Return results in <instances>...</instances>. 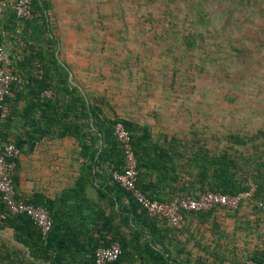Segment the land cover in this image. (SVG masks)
<instances>
[{
	"label": "trees",
	"instance_id": "trees-1",
	"mask_svg": "<svg viewBox=\"0 0 264 264\" xmlns=\"http://www.w3.org/2000/svg\"><path fill=\"white\" fill-rule=\"evenodd\" d=\"M3 1L6 7L0 19V44L7 54L10 71L21 80L19 85L10 86L11 94L4 98L0 108V139L3 144H12L19 151L10 175L13 185L25 142L21 138L14 141L8 139L6 133L12 120L6 105L13 100L11 97L15 100L23 98L29 88L28 94L37 105L51 107L55 99H46L42 94L48 90L52 97L59 95L63 98V135L73 139L79 150L78 155L82 160L79 177H103L112 185L113 199L110 205L107 202L110 215L106 217L103 210L98 211L97 220L87 230L86 225L72 224L68 220L60 225L54 210L55 202L39 194L27 199L16 193L19 200L48 212L51 230L46 237H42L29 218L22 214H10L0 198V232L11 230V240L15 243L0 244V264H94L95 250L109 247L114 242L118 243L121 251L114 264L263 262L264 230L256 236L255 229L260 228L264 215V131L256 129L244 134L227 132L219 138L207 137L197 129H190L187 134L178 137L160 130L154 132L150 125L133 117L119 116L105 102V91L103 96L84 93L72 84L74 81L66 64L57 61L55 52L60 42L58 29L50 18L51 0H31L30 19L15 16L12 9L15 0ZM134 1L136 9L133 15H136L139 8L146 9L153 0ZM164 1L159 7L162 20L142 18V21L131 24L124 22L112 31L101 25L99 31H107L108 36H181V45L192 52L204 49L205 42L218 40L225 34L223 30L228 25V21L222 19L225 10L218 12L209 8L211 3L222 4L225 0ZM235 1L242 5V0ZM145 13L144 16H147ZM160 24L162 28L158 31L155 26L159 28ZM253 35L258 39L255 40L257 45L264 48V26L258 34ZM229 36L234 40L226 41L225 49L229 48V53L220 54L224 47L218 40L209 54L222 56L225 61L230 56L238 59L243 48L237 46L235 41L245 37L241 34L234 38L232 34ZM169 45L163 49L168 51ZM110 55H99V63L114 61L112 57L115 55ZM120 56L124 59L114 69L117 75L119 70L127 68V63L137 59V55L134 59L127 54ZM188 61L189 71L193 66L196 74L203 70L202 60ZM172 71L174 77L176 70ZM126 73L128 78H132L129 83L137 85L134 86L136 101L132 104L129 101V107H132L141 95L142 87L137 84V79L144 77L138 75V71L128 70ZM119 79L120 75L117 77ZM148 83L145 81L144 89ZM33 86H36V90H33ZM25 109L21 108L22 114ZM116 123H121L129 135L136 160V187L146 198L170 203L184 197L196 198L204 192L235 197L253 187L251 195L242 198L235 209L214 206L207 211H183L181 221L176 226L159 216L149 215L112 180V172L123 170L121 147L113 135ZM68 193L64 195L66 201L70 198ZM241 215L245 219L244 227L227 232L222 226L223 222L237 220ZM241 230L245 233L243 236L237 234ZM230 237L232 240L228 239ZM246 239L251 245L245 244ZM238 242L243 244L241 251H238Z\"/></svg>",
	"mask_w": 264,
	"mask_h": 264
},
{
	"label": "rangeland",
	"instance_id": "rangeland-1",
	"mask_svg": "<svg viewBox=\"0 0 264 264\" xmlns=\"http://www.w3.org/2000/svg\"><path fill=\"white\" fill-rule=\"evenodd\" d=\"M54 2L56 10L51 11L50 18L59 29L62 47L97 50L98 54L115 55L112 57L114 61L102 64L99 63L98 56L95 66L98 71L101 66L104 67V78L99 83L105 89L108 99L114 93L112 96L116 102H112L110 106L117 110L116 114L119 116L132 109L135 119L150 125L154 132L160 130L178 137L184 136L190 129H197L207 137L219 138L227 132L244 134L256 129L264 131V48L257 45L255 40L258 39L253 35L258 34L264 26V0H242V5L235 0H225L222 4L213 2L209 5L210 9L226 12L222 18L228 21L223 30L225 34L217 38L224 47L221 55L229 53V48L225 49L226 41H234L229 34L233 38L237 34L245 37L235 41L237 46L243 48V53L238 59L234 56L227 57V61L222 56L209 54L213 45L218 42L215 39L205 42L204 49L192 52L181 45V36H108L107 31H99L101 25L111 30L124 22L131 24L142 21V18L162 20L159 7L162 2L165 3L164 0L151 1L146 9L139 8L136 15H133L136 9L134 0ZM143 12L148 15L144 16ZM156 26L158 31L162 28L161 24L158 25L159 28ZM170 43L172 44L169 45ZM167 45L168 51L163 49ZM126 54L132 59L137 55V59L126 64L127 70L118 69L120 79L117 80L119 75L114 73V69L123 62L124 58L120 55ZM188 60H202L203 70L196 74L193 66L189 71ZM128 70L138 71V75L144 77L137 79V84L142 87L141 95L140 100L134 106L131 105V109L129 101L131 104L136 101L134 86L137 85L129 83L132 78H128L129 75L127 77ZM172 70H176L174 77ZM188 72L194 74L190 75ZM145 81L150 82L146 89L143 88ZM261 220L260 228L255 229L256 236L264 230V215ZM244 221L241 215L237 220L224 221L222 226L231 233L233 228H243ZM237 234L243 236L245 233L241 230ZM254 240L255 238L251 241L252 244ZM237 244L238 251H241L243 244ZM245 244L250 242L246 239Z\"/></svg>",
	"mask_w": 264,
	"mask_h": 264
},
{
	"label": "crops",
	"instance_id": "crops-1",
	"mask_svg": "<svg viewBox=\"0 0 264 264\" xmlns=\"http://www.w3.org/2000/svg\"><path fill=\"white\" fill-rule=\"evenodd\" d=\"M51 2L52 10L55 11L56 3L54 0ZM57 37L60 42V37ZM61 45L60 42L59 47ZM59 47L55 57L58 62L65 63L68 67L70 77L72 76L74 81L72 84L88 95L105 94V89L101 87V82L99 83V80L104 78V67L101 66L98 71L95 66L98 56L103 57L105 54H98L97 50ZM33 90H36V86H33ZM28 93L30 94L29 88L24 93L27 96L18 100L11 97L13 100L6 105L12 120L6 133L8 139L14 141L21 138L25 142L17 163L15 192L19 197L27 199L39 194L55 202L54 210L60 225L68 220L72 224L86 225L85 229L89 230L90 224L97 220L98 211L103 210L106 217L110 215L107 202L109 201L110 205L113 199L112 185L103 177H79L82 164L79 150L73 139L63 135V98L59 95L52 97L51 91H44V98L55 99L51 107H45L37 105ZM106 96L105 94L103 97L105 102L112 105L115 97L110 96L108 99ZM23 107L26 109L22 114ZM132 111L134 110L121 113V116L135 118ZM66 192H70L67 201L64 200ZM11 237V230L1 231L0 244H15Z\"/></svg>",
	"mask_w": 264,
	"mask_h": 264
},
{
	"label": "built area",
	"instance_id": "built-area-1",
	"mask_svg": "<svg viewBox=\"0 0 264 264\" xmlns=\"http://www.w3.org/2000/svg\"><path fill=\"white\" fill-rule=\"evenodd\" d=\"M31 0H15L12 9L17 18L30 19ZM6 3L0 0V19ZM21 80L12 74L9 69V60L0 44V108L4 98L10 95V86L19 85ZM2 117V114H0ZM115 140L121 147L123 157V170L114 171L112 180L139 204L149 215H156L165 219L170 225L176 226L181 221V212L207 211L214 206L235 209L242 198L249 197L253 191H248L235 197L204 192L196 198L184 197L170 203H160L146 198L136 187V160L131 148L130 138L121 123H116L113 129ZM19 151L12 144H3L0 139V198L5 203L10 214H22L29 218L38 228L42 237H46L51 230V218L48 212L39 206H33L19 200L11 179V171L15 166L14 159ZM120 247L114 242L109 247L97 248L94 252V264H114L120 255ZM242 264H264L247 260Z\"/></svg>",
	"mask_w": 264,
	"mask_h": 264
}]
</instances>
